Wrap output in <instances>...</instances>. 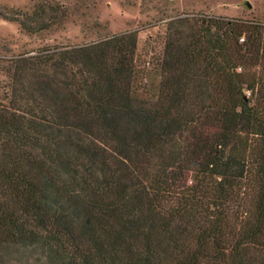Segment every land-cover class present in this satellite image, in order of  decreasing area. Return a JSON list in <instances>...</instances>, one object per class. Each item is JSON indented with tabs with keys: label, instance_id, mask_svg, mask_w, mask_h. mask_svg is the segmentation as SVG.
<instances>
[{
	"label": "trees",
	"instance_id": "trees-1",
	"mask_svg": "<svg viewBox=\"0 0 264 264\" xmlns=\"http://www.w3.org/2000/svg\"><path fill=\"white\" fill-rule=\"evenodd\" d=\"M88 0L0 17L27 34ZM12 59L0 99V264H264V12L167 21Z\"/></svg>",
	"mask_w": 264,
	"mask_h": 264
},
{
	"label": "rangeland",
	"instance_id": "rangeland-1",
	"mask_svg": "<svg viewBox=\"0 0 264 264\" xmlns=\"http://www.w3.org/2000/svg\"><path fill=\"white\" fill-rule=\"evenodd\" d=\"M35 1L0 0V8L26 9ZM70 11L62 25L36 34H27L15 22L0 17V99L12 59L18 56L130 30L136 33L137 62L147 66L161 56L168 20L213 16L259 21L264 0H88Z\"/></svg>",
	"mask_w": 264,
	"mask_h": 264
},
{
	"label": "water",
	"instance_id": "water-1",
	"mask_svg": "<svg viewBox=\"0 0 264 264\" xmlns=\"http://www.w3.org/2000/svg\"><path fill=\"white\" fill-rule=\"evenodd\" d=\"M248 5V4H247Z\"/></svg>",
	"mask_w": 264,
	"mask_h": 264
}]
</instances>
